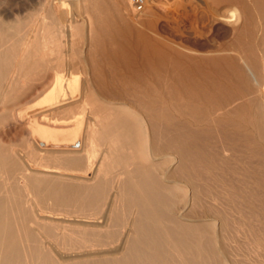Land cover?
<instances>
[{"label":"bare ground","instance_id":"1","mask_svg":"<svg viewBox=\"0 0 264 264\" xmlns=\"http://www.w3.org/2000/svg\"><path fill=\"white\" fill-rule=\"evenodd\" d=\"M34 1L52 42L84 28L72 46L88 48L80 97L95 117L80 149L33 139L31 164L0 148V264H264V0H197L227 27L190 45L157 16L126 21L132 0ZM39 24L0 23L15 66L0 59V104L32 51L46 62ZM54 122L39 139L71 141L76 123Z\"/></svg>","mask_w":264,"mask_h":264},{"label":"rangeland","instance_id":"2","mask_svg":"<svg viewBox=\"0 0 264 264\" xmlns=\"http://www.w3.org/2000/svg\"><path fill=\"white\" fill-rule=\"evenodd\" d=\"M61 2V0H52V5L54 4L52 7L59 8V10H70L69 6H64L60 4ZM196 3L197 0H145L142 6H137L131 1L135 10L133 8L126 12L122 10V13L126 21L143 30H146L143 28L145 24L142 27L139 22L146 23L157 16L160 24L169 27L167 32L170 35L174 32L176 35L174 41L178 40L185 45H190L194 40H218L224 35L222 32L227 26L219 19L215 20V14L210 6ZM46 10L47 7L43 6L42 2L38 3L34 0H0V23L5 22L6 26H11L21 20L31 22L36 19L42 30L40 39L44 41L45 50H47L46 62L43 64H37L39 56L32 51L28 65L17 66V75L12 80L5 76L7 92L5 103L0 104V148L2 152L7 156L15 157L20 162L31 164L34 163L30 157L34 150L33 139H36V144L45 151L57 149L66 152L74 150L75 146L80 149L88 122L95 117L87 104V98L84 95L80 97V91L88 88L86 81L91 77V71L83 64L80 57L85 55L88 48L86 44H80L74 48L72 46V43L81 40L84 28L80 31H72L69 27L70 23L67 22L63 33L56 31L52 42L46 31L47 25L51 22L44 17L43 13ZM75 18L78 20L76 24L82 23L81 16L76 15ZM12 55L13 52L6 49L0 54V59L5 57V74H8L13 66L10 63ZM7 62L9 64H6ZM59 66L62 69L61 74L58 70ZM109 72L107 70V73ZM65 88L67 96L62 95V90ZM46 117L64 120L60 123H50L57 129L69 128L76 123L71 129L65 131L66 137L71 141L65 143L64 141L59 143L50 141L45 144L40 140L41 131L45 127L43 119ZM76 148L75 150H78ZM43 161L58 163L54 157L53 160ZM67 173L82 174L72 171H67ZM119 209L123 211L122 206Z\"/></svg>","mask_w":264,"mask_h":264},{"label":"built area","instance_id":"3","mask_svg":"<svg viewBox=\"0 0 264 264\" xmlns=\"http://www.w3.org/2000/svg\"><path fill=\"white\" fill-rule=\"evenodd\" d=\"M132 1L137 6H142V4L145 2V0H132Z\"/></svg>","mask_w":264,"mask_h":264}]
</instances>
